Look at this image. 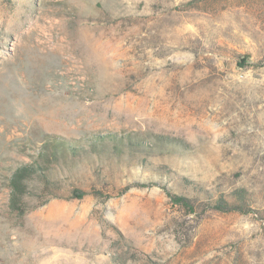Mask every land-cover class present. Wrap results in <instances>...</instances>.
I'll list each match as a JSON object with an SVG mask.
<instances>
[{
	"label": "rangeland",
	"instance_id": "1",
	"mask_svg": "<svg viewBox=\"0 0 264 264\" xmlns=\"http://www.w3.org/2000/svg\"><path fill=\"white\" fill-rule=\"evenodd\" d=\"M0 264H264V0H0Z\"/></svg>",
	"mask_w": 264,
	"mask_h": 264
},
{
	"label": "trees",
	"instance_id": "2",
	"mask_svg": "<svg viewBox=\"0 0 264 264\" xmlns=\"http://www.w3.org/2000/svg\"><path fill=\"white\" fill-rule=\"evenodd\" d=\"M28 171L29 170L26 167L20 168L18 171L14 173L13 180H17L19 179V177L21 178V176H23L25 173H28ZM167 195L170 196L174 202L186 208L192 209L193 201L191 199H188L181 195L170 194L169 192H167ZM238 195L240 196V194ZM237 208L238 207L229 204V202L225 201L222 198L216 201L214 205V209L218 211H238L239 209Z\"/></svg>",
	"mask_w": 264,
	"mask_h": 264
}]
</instances>
